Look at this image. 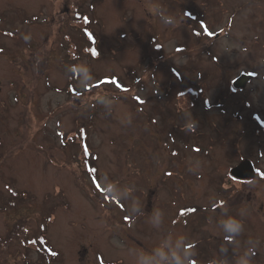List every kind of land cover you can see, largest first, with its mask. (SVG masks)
I'll return each mask as SVG.
<instances>
[{
    "label": "rangeland",
    "instance_id": "rangeland-1",
    "mask_svg": "<svg viewBox=\"0 0 264 264\" xmlns=\"http://www.w3.org/2000/svg\"><path fill=\"white\" fill-rule=\"evenodd\" d=\"M178 262L264 264V0H0V264Z\"/></svg>",
    "mask_w": 264,
    "mask_h": 264
},
{
    "label": "snow or ice",
    "instance_id": "snow-or-ice-1",
    "mask_svg": "<svg viewBox=\"0 0 264 264\" xmlns=\"http://www.w3.org/2000/svg\"><path fill=\"white\" fill-rule=\"evenodd\" d=\"M209 35H211V33H209ZM105 83H111V84H114V85H117L118 84V82L117 81H113V80H111V81H108V80H106L105 81ZM126 91V90H125ZM140 103H143V101H139ZM168 175H171V173H168ZM98 186V185H97ZM99 187V186H98Z\"/></svg>",
    "mask_w": 264,
    "mask_h": 264
},
{
    "label": "clouds",
    "instance_id": "clouds-1",
    "mask_svg": "<svg viewBox=\"0 0 264 264\" xmlns=\"http://www.w3.org/2000/svg\"><path fill=\"white\" fill-rule=\"evenodd\" d=\"M169 22H171V21H169ZM27 39V38H26ZM178 264H179V262H178Z\"/></svg>",
    "mask_w": 264,
    "mask_h": 264
},
{
    "label": "trees",
    "instance_id": "trees-1",
    "mask_svg": "<svg viewBox=\"0 0 264 264\" xmlns=\"http://www.w3.org/2000/svg\"><path fill=\"white\" fill-rule=\"evenodd\" d=\"M86 19V18H85ZM256 116V115H255ZM87 161V160H86Z\"/></svg>",
    "mask_w": 264,
    "mask_h": 264
}]
</instances>
